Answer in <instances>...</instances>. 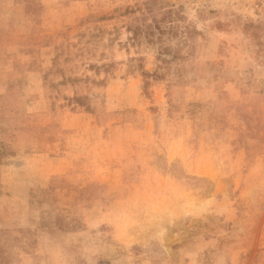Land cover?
<instances>
[{
    "label": "rangeland",
    "instance_id": "1",
    "mask_svg": "<svg viewBox=\"0 0 264 264\" xmlns=\"http://www.w3.org/2000/svg\"><path fill=\"white\" fill-rule=\"evenodd\" d=\"M0 264H264V0H0Z\"/></svg>",
    "mask_w": 264,
    "mask_h": 264
}]
</instances>
